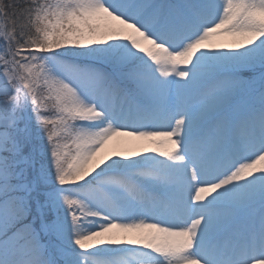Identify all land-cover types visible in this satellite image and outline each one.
Masks as SVG:
<instances>
[{"label":"snow or ice","instance_id":"6c2138e0","mask_svg":"<svg viewBox=\"0 0 264 264\" xmlns=\"http://www.w3.org/2000/svg\"><path fill=\"white\" fill-rule=\"evenodd\" d=\"M0 264H264V0H0Z\"/></svg>","mask_w":264,"mask_h":264}]
</instances>
